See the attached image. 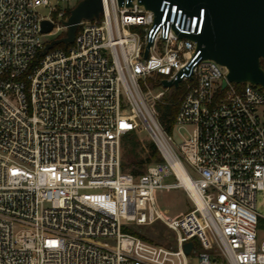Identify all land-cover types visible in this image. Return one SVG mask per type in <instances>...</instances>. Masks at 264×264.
I'll return each instance as SVG.
<instances>
[{"label":"built area","instance_id":"obj_1","mask_svg":"<svg viewBox=\"0 0 264 264\" xmlns=\"http://www.w3.org/2000/svg\"><path fill=\"white\" fill-rule=\"evenodd\" d=\"M50 1L0 0V264H171L165 253L180 264H264V88L229 81L181 35L202 32L206 9L191 15L163 0L157 24L139 0H103L67 48L48 49L73 8ZM150 78L180 82L154 93ZM172 87L181 89L173 129L192 127L180 142L156 106ZM141 124L163 159L135 175L123 169L122 141ZM173 187L194 205L169 219L155 192ZM156 220L175 232L163 254L124 229Z\"/></svg>","mask_w":264,"mask_h":264},{"label":"water","instance_id":"obj_2","mask_svg":"<svg viewBox=\"0 0 264 264\" xmlns=\"http://www.w3.org/2000/svg\"><path fill=\"white\" fill-rule=\"evenodd\" d=\"M178 3L187 14L200 13L206 9L201 33L184 34L197 41L201 57L213 59L224 65L229 81L250 82L264 88V0H171ZM146 9L155 13L158 24L162 12L163 0H139ZM119 5H132V0H118ZM103 0H79L63 22L67 27L64 36L51 39L46 48L64 43L68 45L75 40L78 23L82 19L99 18L103 12ZM53 23L44 19L42 30H52ZM152 41L146 46L145 56ZM178 79H162L166 87L179 85ZM193 241L184 245L185 252L190 253Z\"/></svg>","mask_w":264,"mask_h":264},{"label":"rangeland","instance_id":"obj_3","mask_svg":"<svg viewBox=\"0 0 264 264\" xmlns=\"http://www.w3.org/2000/svg\"><path fill=\"white\" fill-rule=\"evenodd\" d=\"M78 1H71L70 5L71 7H74L77 4ZM50 5L57 7V8H63L68 7L67 3L58 1V0H51ZM40 12L43 15H48L50 12V6H41L39 7ZM133 30L139 31L141 30V26H133ZM66 33V30L60 31L57 35H49L47 36L48 39H54L58 36H64ZM153 92L156 93L159 90H162L165 88L163 84L159 85H153ZM174 91V87L171 88L169 93ZM169 93L166 94L165 97L169 96ZM138 131H136V134L140 140V145L137 147H134L131 143L128 148L127 153V159L130 160L136 158L135 151L139 154L140 157L146 159L148 156V143L152 142L151 136L149 135V132L144 128V126L141 124L138 127ZM192 130L191 126H187V128L183 129H173L172 132L174 134V138L177 142H180L183 137H186L189 135V131ZM124 157H126V151L124 150ZM167 181H175V177L171 176L167 178ZM157 206L160 211L164 214L166 218H174L182 215L183 213L189 211L193 207V201L187 191L182 187H173V188H158L155 192ZM257 211L262 216L260 217L261 225L259 228L260 237L262 236L264 232V189H261L257 192ZM135 229L139 231L140 233L146 235L150 238V240H144L141 241L145 245L139 244V248L144 246H147L148 249H152L154 251H157L158 253L161 252L159 248H171L170 246H174L175 244V232L171 230L167 224L162 220H156L155 222L151 224L146 225H135ZM169 243L170 246L167 244ZM167 244V245H166ZM160 250V251H159ZM211 252H213L211 250ZM162 254L164 252H161ZM147 254V253H146ZM152 254L154 257H157L158 255ZM166 259L171 264H180V257L178 255H173L169 253H165ZM159 257L162 258V256ZM165 259V258H163Z\"/></svg>","mask_w":264,"mask_h":264},{"label":"trees","instance_id":"obj_4","mask_svg":"<svg viewBox=\"0 0 264 264\" xmlns=\"http://www.w3.org/2000/svg\"><path fill=\"white\" fill-rule=\"evenodd\" d=\"M71 10L68 11L70 13ZM56 47H64L67 48L68 46L65 45L64 43H59L56 44ZM262 66L264 68V60H262ZM150 83L152 85H156L157 81L154 80V78H150ZM181 93V89L178 88L176 91H174L171 95L164 97L162 100L157 101V110L159 112V119L160 121L165 125V127L168 130H172L173 128V123L176 117V114L179 109V95ZM130 143L134 146L137 147L139 146L140 140L136 134L135 131L128 132L124 135L123 141H122V147H123V169L132 172L135 175H139L143 173L147 167L148 164L155 162V161H160L162 160V155L160 150L158 149L157 145L155 142H149L148 143V156L146 159L142 158L139 156V154L135 151L136 158L130 160L129 158L127 159V153H128V148ZM124 150L126 151V157H124ZM260 225H261V220H260ZM126 231L129 233L144 239V240H150L149 237L146 235L140 233L135 229V225L132 226H126L124 228ZM169 246L170 244L167 243ZM166 244V245H167ZM170 247H173L172 245Z\"/></svg>","mask_w":264,"mask_h":264},{"label":"bare ground","instance_id":"obj_5","mask_svg":"<svg viewBox=\"0 0 264 264\" xmlns=\"http://www.w3.org/2000/svg\"><path fill=\"white\" fill-rule=\"evenodd\" d=\"M178 173H179V175H180V177L182 179V182L185 183L187 185V187L191 189V191L195 195V197L197 199H199V195H198L197 189L195 188L193 182L191 181L190 177L185 173L183 168L179 167L178 168Z\"/></svg>","mask_w":264,"mask_h":264}]
</instances>
